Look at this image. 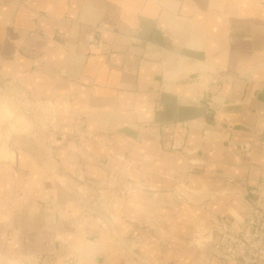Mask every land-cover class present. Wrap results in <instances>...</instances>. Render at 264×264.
Returning <instances> with one entry per match:
<instances>
[{
	"label": "crops",
	"instance_id": "obj_1",
	"mask_svg": "<svg viewBox=\"0 0 264 264\" xmlns=\"http://www.w3.org/2000/svg\"><path fill=\"white\" fill-rule=\"evenodd\" d=\"M7 101L0 264H225L264 211V0H0Z\"/></svg>",
	"mask_w": 264,
	"mask_h": 264
},
{
	"label": "built area",
	"instance_id": "obj_2",
	"mask_svg": "<svg viewBox=\"0 0 264 264\" xmlns=\"http://www.w3.org/2000/svg\"><path fill=\"white\" fill-rule=\"evenodd\" d=\"M214 235L216 241L212 240ZM192 240L195 245L210 247L225 264H264V211L253 208L231 222L223 221L212 229L199 228Z\"/></svg>",
	"mask_w": 264,
	"mask_h": 264
},
{
	"label": "rangeland",
	"instance_id": "obj_3",
	"mask_svg": "<svg viewBox=\"0 0 264 264\" xmlns=\"http://www.w3.org/2000/svg\"><path fill=\"white\" fill-rule=\"evenodd\" d=\"M17 104V102L10 103L8 101L7 103H0V124H11L10 128L13 131H15L16 127L21 125L22 122V118L19 115L20 113L18 114L17 112H15L16 109H20Z\"/></svg>",
	"mask_w": 264,
	"mask_h": 264
},
{
	"label": "bare ground",
	"instance_id": "obj_4",
	"mask_svg": "<svg viewBox=\"0 0 264 264\" xmlns=\"http://www.w3.org/2000/svg\"><path fill=\"white\" fill-rule=\"evenodd\" d=\"M200 244V243H199Z\"/></svg>",
	"mask_w": 264,
	"mask_h": 264
}]
</instances>
